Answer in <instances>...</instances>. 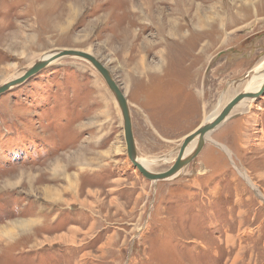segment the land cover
Here are the masks:
<instances>
[{"label":"rangeland","instance_id":"obj_1","mask_svg":"<svg viewBox=\"0 0 264 264\" xmlns=\"http://www.w3.org/2000/svg\"><path fill=\"white\" fill-rule=\"evenodd\" d=\"M66 49L106 67L159 173L264 70V0H0V86ZM0 264H264V92L159 181L88 62L1 93Z\"/></svg>","mask_w":264,"mask_h":264},{"label":"water","instance_id":"obj_2","mask_svg":"<svg viewBox=\"0 0 264 264\" xmlns=\"http://www.w3.org/2000/svg\"><path fill=\"white\" fill-rule=\"evenodd\" d=\"M50 57L47 59L40 58L38 61H36L31 67L25 70L23 75L20 77L13 79L11 81H8L0 86V94L4 93L11 87L21 84L25 80H27L29 77L40 71L42 68L47 66L49 63L61 59L64 57H76L79 59H82L86 62H88L103 78L106 85L108 86L109 90L112 92L115 101L117 103V106L120 110L121 117H122V124H123V134H124V141L126 145V153L129 161L132 165H134L137 170L148 180L150 181H159L164 179H169L171 177H174L179 171L189 162L191 161L201 150V147L204 145L205 142V135H207L209 132L216 129L218 126H220L229 116L232 109L238 105L242 100L248 99V98H257L259 95L263 94L264 92V83L262 84L261 88L257 91V93H246L241 92L237 94L235 97H233L225 106L222 108V110L219 112V114L211 121L205 122L203 125H201L198 129H196L194 132H192L190 135H188L183 142L181 143L179 147V151L177 154V157L172 164V166L167 169L166 171L155 173L150 172L147 169H145L141 164L137 162L135 159L136 155V149L133 139V133L131 128V119L129 115V109L126 102V99L120 90L117 83L114 81V79L111 77L109 71L106 69V67L97 60L93 55L83 52V51H77V50H59L50 53ZM198 138L197 146L194 149V151L188 155L187 157L183 158L184 153L186 151V148L188 145L192 142L193 139Z\"/></svg>","mask_w":264,"mask_h":264},{"label":"bare ground","instance_id":"obj_3","mask_svg":"<svg viewBox=\"0 0 264 264\" xmlns=\"http://www.w3.org/2000/svg\"><path fill=\"white\" fill-rule=\"evenodd\" d=\"M50 55L51 54H47V55L42 56L41 58L47 59L48 57H50ZM263 83H264V70L261 72L256 71L253 75L250 76V80L243 92L255 94L261 88ZM253 99L255 98L244 99L239 103V105H242V103H244L245 101H251ZM217 115H214L213 117L209 118L207 121L209 122L213 120ZM197 142H198V138L196 137L195 139L192 140V142L186 148L183 158L187 157L194 151V149L197 146ZM135 159L137 160L139 164H141L148 171H150L149 167L151 166V164L152 163L154 164L157 162V160H147V159L139 158L137 154L135 155Z\"/></svg>","mask_w":264,"mask_h":264}]
</instances>
